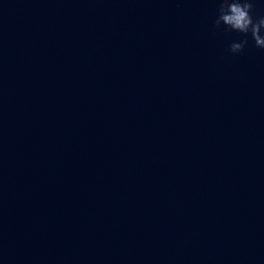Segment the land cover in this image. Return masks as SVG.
<instances>
[{
    "label": "water",
    "instance_id": "obj_1",
    "mask_svg": "<svg viewBox=\"0 0 264 264\" xmlns=\"http://www.w3.org/2000/svg\"><path fill=\"white\" fill-rule=\"evenodd\" d=\"M217 9L0 0V264H264V49Z\"/></svg>",
    "mask_w": 264,
    "mask_h": 264
},
{
    "label": "clouds",
    "instance_id": "obj_2",
    "mask_svg": "<svg viewBox=\"0 0 264 264\" xmlns=\"http://www.w3.org/2000/svg\"><path fill=\"white\" fill-rule=\"evenodd\" d=\"M253 0H218V15L214 20V28L224 26L225 31H237L245 34L240 42H233L229 51L233 54L241 53L248 43L247 34L250 33L255 46L264 49V16L254 18L252 11Z\"/></svg>",
    "mask_w": 264,
    "mask_h": 264
}]
</instances>
